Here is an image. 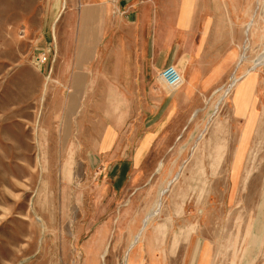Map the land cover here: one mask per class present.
I'll use <instances>...</instances> for the list:
<instances>
[{
    "label": "rangeland",
    "instance_id": "1",
    "mask_svg": "<svg viewBox=\"0 0 264 264\" xmlns=\"http://www.w3.org/2000/svg\"><path fill=\"white\" fill-rule=\"evenodd\" d=\"M205 1L190 91L73 69L79 5L0 0V264H264V0Z\"/></svg>",
    "mask_w": 264,
    "mask_h": 264
},
{
    "label": "crops",
    "instance_id": "2",
    "mask_svg": "<svg viewBox=\"0 0 264 264\" xmlns=\"http://www.w3.org/2000/svg\"><path fill=\"white\" fill-rule=\"evenodd\" d=\"M68 1L80 7L81 37L75 51L82 63L73 69L119 70L116 80L106 83L121 86L132 82V70L157 78L167 66L182 64L187 68L186 78L193 81L190 91L210 85L220 71L219 66L212 65L219 59L206 56L207 48L218 46V42L217 33H210L217 28L215 11L205 0ZM115 24L120 25L121 33H115ZM210 68L217 71L210 75ZM111 133L106 129L101 145L105 157L112 152Z\"/></svg>",
    "mask_w": 264,
    "mask_h": 264
},
{
    "label": "built area",
    "instance_id": "3",
    "mask_svg": "<svg viewBox=\"0 0 264 264\" xmlns=\"http://www.w3.org/2000/svg\"><path fill=\"white\" fill-rule=\"evenodd\" d=\"M36 63L40 64L44 62H40L37 59ZM157 79L169 90H177L183 85V80L177 66H167V68L158 73Z\"/></svg>",
    "mask_w": 264,
    "mask_h": 264
},
{
    "label": "bare ground",
    "instance_id": "4",
    "mask_svg": "<svg viewBox=\"0 0 264 264\" xmlns=\"http://www.w3.org/2000/svg\"><path fill=\"white\" fill-rule=\"evenodd\" d=\"M180 73V72H179ZM181 74V73H180ZM181 77H182V75H181ZM139 236V235H138Z\"/></svg>",
    "mask_w": 264,
    "mask_h": 264
}]
</instances>
